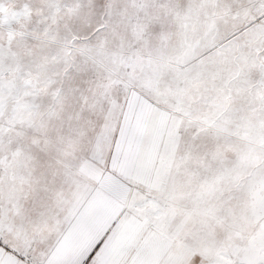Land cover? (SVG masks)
<instances>
[{"label": "snow or ice", "instance_id": "6c2138e0", "mask_svg": "<svg viewBox=\"0 0 264 264\" xmlns=\"http://www.w3.org/2000/svg\"><path fill=\"white\" fill-rule=\"evenodd\" d=\"M0 264H264V0H0Z\"/></svg>", "mask_w": 264, "mask_h": 264}]
</instances>
